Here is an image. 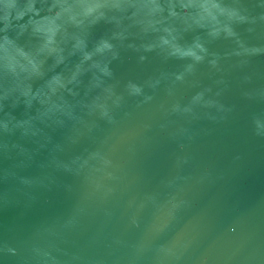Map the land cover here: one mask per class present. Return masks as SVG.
Returning a JSON list of instances; mask_svg holds the SVG:
<instances>
[{
  "label": "water",
  "instance_id": "95a60500",
  "mask_svg": "<svg viewBox=\"0 0 264 264\" xmlns=\"http://www.w3.org/2000/svg\"><path fill=\"white\" fill-rule=\"evenodd\" d=\"M0 264H264V0H0Z\"/></svg>",
  "mask_w": 264,
  "mask_h": 264
}]
</instances>
